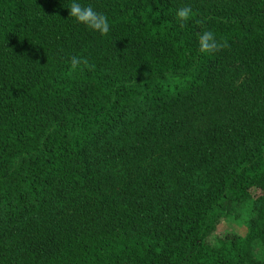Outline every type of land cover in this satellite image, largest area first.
<instances>
[{"label": "trees", "instance_id": "16d2710c", "mask_svg": "<svg viewBox=\"0 0 264 264\" xmlns=\"http://www.w3.org/2000/svg\"><path fill=\"white\" fill-rule=\"evenodd\" d=\"M71 2L0 0V264H264V0Z\"/></svg>", "mask_w": 264, "mask_h": 264}, {"label": "clouds", "instance_id": "9594fccd", "mask_svg": "<svg viewBox=\"0 0 264 264\" xmlns=\"http://www.w3.org/2000/svg\"><path fill=\"white\" fill-rule=\"evenodd\" d=\"M68 16L75 18L76 21L86 25L91 30L97 31L102 35H107L110 31V24L106 14L96 11L93 7L84 6L79 3V0H72L67 6ZM192 8L186 6L180 8L176 15L177 19L182 22H187L192 16ZM183 26V24H182ZM200 51L203 53H211L223 48L229 47L226 39L217 40L216 35L211 30H206L199 34ZM70 64L72 69H76L81 64L89 70H93L95 65L89 64L87 58H82L76 55L71 56Z\"/></svg>", "mask_w": 264, "mask_h": 264}, {"label": "rangeland", "instance_id": "374dc122", "mask_svg": "<svg viewBox=\"0 0 264 264\" xmlns=\"http://www.w3.org/2000/svg\"><path fill=\"white\" fill-rule=\"evenodd\" d=\"M243 230V219L242 217H235L227 216L226 218H223L217 225L216 234H222L225 231H242ZM215 236V234L212 236V238Z\"/></svg>", "mask_w": 264, "mask_h": 264}]
</instances>
